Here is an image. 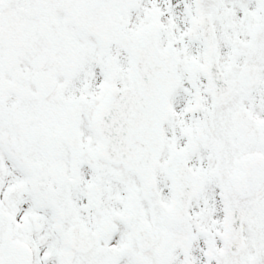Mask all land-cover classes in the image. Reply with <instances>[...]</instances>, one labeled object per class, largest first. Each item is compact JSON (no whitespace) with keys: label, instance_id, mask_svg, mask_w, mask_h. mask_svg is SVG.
Here are the masks:
<instances>
[{"label":"snow or ice","instance_id":"obj_1","mask_svg":"<svg viewBox=\"0 0 264 264\" xmlns=\"http://www.w3.org/2000/svg\"><path fill=\"white\" fill-rule=\"evenodd\" d=\"M0 264H264V0H0Z\"/></svg>","mask_w":264,"mask_h":264}]
</instances>
